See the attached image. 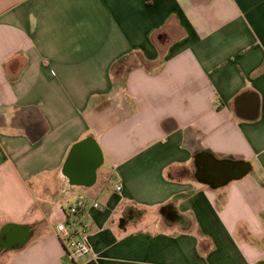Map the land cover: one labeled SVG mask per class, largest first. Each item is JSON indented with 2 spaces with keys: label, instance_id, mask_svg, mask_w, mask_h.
Instances as JSON below:
<instances>
[{
  "label": "crops",
  "instance_id": "crops-1",
  "mask_svg": "<svg viewBox=\"0 0 264 264\" xmlns=\"http://www.w3.org/2000/svg\"><path fill=\"white\" fill-rule=\"evenodd\" d=\"M263 262L264 0H0V264Z\"/></svg>",
  "mask_w": 264,
  "mask_h": 264
},
{
  "label": "built area",
  "instance_id": "built-area-1",
  "mask_svg": "<svg viewBox=\"0 0 264 264\" xmlns=\"http://www.w3.org/2000/svg\"><path fill=\"white\" fill-rule=\"evenodd\" d=\"M117 192L122 190L119 185L116 188ZM86 207L84 201H79L77 204L69 208L67 212V222L61 224L57 228L58 234L61 236L66 249L67 256L75 260L76 258L87 256L91 253V247L87 240V234L79 237V226L81 225V213ZM95 208H100V204L95 203Z\"/></svg>",
  "mask_w": 264,
  "mask_h": 264
},
{
  "label": "water",
  "instance_id": "water-1",
  "mask_svg": "<svg viewBox=\"0 0 264 264\" xmlns=\"http://www.w3.org/2000/svg\"><path fill=\"white\" fill-rule=\"evenodd\" d=\"M93 140L92 139H86L82 142H79L78 144H76L75 146H73L71 152H70V155H69V158H68V163H72L76 158H78L77 156L81 155L83 152L84 149H86L87 147H89L90 145H92V142ZM96 158L94 159H89V164H88V167L84 168L83 170L89 174H93L94 177H96L97 175V171L98 169L101 167V163H98L96 160H98V157L95 156ZM202 159V158H201ZM201 159L198 160V162L200 163ZM200 165V164H199ZM218 167H215L213 168L212 166H206V170H209V169H217ZM250 171V168L247 164H238V167L236 169H234L231 173H230V177L232 179H241L243 178L244 176H246L248 174V172ZM122 224H124V221H122ZM8 231V230H7ZM6 231V232H7ZM13 234V233H12ZM14 236V235H13ZM25 235L22 233V237L21 239L18 241L20 246H24L25 243L27 242V240H25ZM261 264H264L261 263Z\"/></svg>",
  "mask_w": 264,
  "mask_h": 264
},
{
  "label": "trees",
  "instance_id": "trees-1",
  "mask_svg": "<svg viewBox=\"0 0 264 264\" xmlns=\"http://www.w3.org/2000/svg\"><path fill=\"white\" fill-rule=\"evenodd\" d=\"M123 68L122 62L117 63L113 68V73L118 75L120 77L121 69ZM147 211L141 210L133 212L132 215L129 216V219L132 221H138L141 220L143 217H145ZM160 213L167 223H181L183 226L189 224V220L178 214L176 209L170 206H165L161 208Z\"/></svg>",
  "mask_w": 264,
  "mask_h": 264
},
{
  "label": "flooded vegetation",
  "instance_id": "flooded-vegetation-1",
  "mask_svg": "<svg viewBox=\"0 0 264 264\" xmlns=\"http://www.w3.org/2000/svg\"><path fill=\"white\" fill-rule=\"evenodd\" d=\"M211 173L212 174L210 176L213 177L214 179H217L218 182L225 179V167H219L215 170L213 169L211 170ZM18 236H19L18 234H12L11 232H6L2 239L3 247L10 246V245H13L14 243H17L19 241Z\"/></svg>",
  "mask_w": 264,
  "mask_h": 264
},
{
  "label": "rangeland",
  "instance_id": "rangeland-1",
  "mask_svg": "<svg viewBox=\"0 0 264 264\" xmlns=\"http://www.w3.org/2000/svg\"><path fill=\"white\" fill-rule=\"evenodd\" d=\"M91 200L94 201V198H91ZM101 201H102V199H101ZM127 220L132 221L129 218ZM122 221L126 222L124 219Z\"/></svg>",
  "mask_w": 264,
  "mask_h": 264
}]
</instances>
